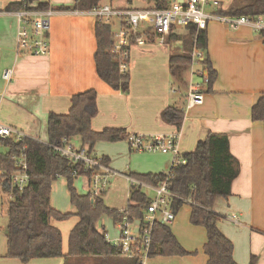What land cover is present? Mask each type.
I'll list each match as a JSON object with an SVG mask.
<instances>
[{
	"label": "crops",
	"instance_id": "crops-1",
	"mask_svg": "<svg viewBox=\"0 0 264 264\" xmlns=\"http://www.w3.org/2000/svg\"><path fill=\"white\" fill-rule=\"evenodd\" d=\"M19 1L0 0V120L21 129L28 137L48 141L49 113H67L75 94L95 89L99 107V113L92 121L95 130L122 127L129 133L137 134H178L181 156L193 151L197 143L209 133H226L230 150L240 162V172L233 181L231 195L227 198L218 197L213 210L221 215L219 228L234 243L236 262L249 264L252 257L256 256L255 264H264V124L252 118V108L264 94V34L255 32L248 25L231 29L219 21L209 22L206 29L207 52L217 71L211 89L207 86L208 69L201 61L183 71L184 84L180 89L175 84L169 57L171 53H181L182 45H176L168 50L165 57H159L154 62H150L154 55L150 48L158 41L133 47L130 91L124 94L109 86L97 72V19L90 10L57 9L63 5L73 6L75 0H34L35 5L47 3L59 12L51 19L49 53L33 55L17 52L18 21L7 7ZM117 1L103 0L102 4L110 3L119 8H144L148 5L135 0L145 5L133 7L126 0L116 4ZM218 1L220 7L217 11L213 10L220 13L228 11L241 0ZM168 45L165 44V47ZM7 70L10 71L9 79L4 77ZM197 83L201 84L204 100L201 104L189 107V93L192 84ZM143 102H146V106H140ZM170 105L185 113L180 130L160 117L161 111ZM74 139L78 140V146ZM70 140L76 147L87 149L80 137L75 136ZM124 143L127 144V141H98L92 154L109 156L108 167L114 174L120 172L126 177L132 176L131 173L164 172L173 163L174 154L163 153L154 155L150 163L133 168L134 159L131 162V154L125 149ZM116 157L127 158L120 168H116L113 162ZM104 191H101L103 199ZM172 225L174 234L189 254L150 257L146 264H207L208 256L203 249L207 240L206 229L197 227L195 230L198 234L191 241L179 236L176 232L178 224ZM187 227L191 228V224ZM61 231L63 251L66 253L67 234L63 229ZM5 254L0 253V264L66 263L63 257L35 258L24 263ZM83 264L91 263L86 261Z\"/></svg>",
	"mask_w": 264,
	"mask_h": 264
},
{
	"label": "trees",
	"instance_id": "trees-1",
	"mask_svg": "<svg viewBox=\"0 0 264 264\" xmlns=\"http://www.w3.org/2000/svg\"><path fill=\"white\" fill-rule=\"evenodd\" d=\"M34 0H28L32 3ZM103 0H75L73 6H60L57 9L92 10L102 5ZM114 1V0H109ZM135 0H126L132 5ZM148 6L165 8L168 0H141ZM233 4L223 14L264 15V0H241ZM20 2L11 3L7 10L24 8ZM38 7L47 8V3H38ZM185 32L173 29L166 43L181 40L183 51L171 53L169 66L175 76V84L180 89L184 84L182 73L192 65V51L195 46L204 52L202 63L209 73L207 86L212 88L217 78L208 50L206 30H198L195 25L186 26ZM97 50L96 68L99 76L113 89L124 94L130 91L131 75L122 74L118 69L117 58L111 52L113 45V25L96 21ZM154 38V37H153ZM153 38L151 40H153ZM164 44V45H165ZM97 91L88 89L72 97V105L67 113L50 112L47 119L48 142L60 144L64 138L80 137L87 151L92 153L98 141L118 142L128 140L130 134L126 128L105 127L95 130L93 119L99 113ZM161 119L181 129L185 113L176 106H167L160 113ZM252 118L264 124V94L252 108ZM6 151L0 154V169L16 168L12 155L25 147L29 165L30 183L19 192L9 185H1L3 192L13 194L7 199L8 225L6 234V257L19 259L26 263L35 258L63 257L65 264H143L140 255H125L120 248L107 239V232L97 226L104 215L119 221L124 214L134 218L144 217L151 197L141 184H130L128 205L119 210L109 207L101 194L92 197L90 193L80 194L74 186V179L86 175L89 180L98 173L97 168L87 169L83 163H73L56 153L52 146L42 141L26 137L22 141H9ZM186 163L159 173H131L143 183L158 185L169 177V187L175 193L172 210L175 214L185 203H190V221L203 226L207 240L203 246L208 256L207 264H238L234 258V243L218 226L221 215L213 209L218 197L227 198L232 193V184L240 172V162L230 150L229 136L226 133H209L197 143L191 152L184 153ZM109 165L110 157H100ZM76 172V175L74 174ZM67 178L70 199L76 207L77 223L71 229L68 239V251H63V234L53 220H66L74 213L61 212L52 206L53 183L59 177ZM12 192V193H11ZM188 250L179 242L170 224L155 221L153 225V242L149 257L184 256ZM256 263L253 256L249 264Z\"/></svg>",
	"mask_w": 264,
	"mask_h": 264
},
{
	"label": "built area",
	"instance_id": "built-area-1",
	"mask_svg": "<svg viewBox=\"0 0 264 264\" xmlns=\"http://www.w3.org/2000/svg\"><path fill=\"white\" fill-rule=\"evenodd\" d=\"M169 4L165 8L148 6L144 8H119L110 3H105L95 7L90 12L97 20L113 25V45L112 54L117 58L118 69L122 74L130 73V59L133 47L141 46L150 41H158L165 44L168 36L177 27L195 25L198 30H206L210 21H219L228 25L231 29L248 25L255 32L264 34V15H232L217 13L220 7L218 0H168ZM25 4L24 8L9 10L16 16L17 52L30 53L33 55H46L50 50V28L52 17L59 10L49 6L40 8L28 0H20ZM213 8L216 10L214 11ZM154 37V38H153ZM153 38V40H151ZM204 52L197 46L192 51V65L202 61ZM4 77L10 78V71L4 73ZM189 107L203 103L204 93L201 84H192L189 93ZM28 137L21 129L9 125L0 120V154L5 152L6 143L9 141H22ZM32 138V137H31ZM33 139L42 141L40 138ZM128 141L131 148L147 150L152 152H162L174 154L173 163L170 166L176 167L186 163V158L179 154L178 134L175 135H145L130 134ZM56 153L69 159L73 163H83L87 169L100 168L103 172H98L90 179L89 192L92 197L99 196L106 188L107 177L113 171L102 163L99 156L89 153L87 149L76 147L69 138H64L60 144H50ZM16 168L8 170L0 169V185H9L13 190L23 192L30 183L29 165L25 154V147L12 155ZM170 168L167 170L170 174ZM111 171V172H110ZM109 172V173H108ZM76 175V172L74 173ZM128 180L134 184H141L143 187L154 189L156 195L150 201L145 211L144 217L134 218L124 214L117 221L119 235L111 241L120 248L125 255H140L149 257L153 242V225L155 221H162L171 224L176 214L172 210L175 193L169 187V177L158 185L143 183L133 176H127ZM130 183V184H131ZM12 193V192H11ZM8 199L13 198V194L6 193ZM144 262V260H143Z\"/></svg>",
	"mask_w": 264,
	"mask_h": 264
},
{
	"label": "rangeland",
	"instance_id": "rangeland-1",
	"mask_svg": "<svg viewBox=\"0 0 264 264\" xmlns=\"http://www.w3.org/2000/svg\"><path fill=\"white\" fill-rule=\"evenodd\" d=\"M119 1L120 0H118L116 4H118ZM136 1H141V0H136ZM136 1L131 6L134 7V6L145 5V3H140ZM177 30L180 33L185 32V28L181 26L177 27ZM176 45H182L181 40H171L168 47H165L164 44L161 45L159 43H155L153 47L150 48V50H152L154 54L150 62L156 61L157 58L159 59V57H165V55L168 53V50H172ZM132 73L133 71L131 70L130 74ZM140 106H146V102H143L142 104H140ZM124 141H127V144L125 143L124 144H125V149L127 150V152L131 154V162L134 159L133 168L136 165L141 166L142 164L144 165V164L150 163L153 160L152 157L154 155L156 156L163 155L162 152L138 150L136 148L134 149L131 148V151H130L129 141L128 140H124ZM74 143L77 146L79 144L77 139H74ZM101 143H105V142H101ZM125 159L127 158L116 157V159L113 161L115 162L116 168H120ZM97 169H98V172H103L100 168H97ZM89 183H90L89 178L86 175H79L78 177L74 179V186L77 192L80 194H85L89 192V189H90ZM130 183L131 182L128 180L125 174L124 175L120 174V172L119 173L116 172L115 174L114 172L110 173L107 177V185L105 188L106 192L104 191L105 192L104 193L105 203L111 208H116L119 210L125 209L128 205V192L130 188ZM143 189L149 197L151 198L155 197L156 193L154 189L150 187H146V186H144ZM7 199L8 197L3 192L2 187L0 185V253L6 252L5 231L8 225ZM52 205L53 207L60 210L61 212L74 213L70 218L66 220H53V222L58 224L60 229L62 227L64 232L67 234V240H68L69 234H70L69 232L77 222V216L75 215L76 207L72 204L71 199H70V190L68 186V181H67V178L64 176H61L56 181H54L53 190H52ZM190 208H191L190 203L189 202L185 203V206L176 214V217H175L176 219H174V221L170 225L173 226L172 224H175V223L178 224V227H177L178 231L176 230V232L179 234V236L182 239H186V240L188 239V240L193 241V237H196L198 234L195 229H197V227H201L205 230V228L203 226L194 225L191 223L190 217H189ZM189 223L191 224V228L187 227ZM98 225L100 228H102L103 226L106 228L107 236L109 240H113L120 233L118 224L109 215L102 216L101 219L98 221ZM149 258L150 257L148 256L144 257L143 264H146Z\"/></svg>",
	"mask_w": 264,
	"mask_h": 264
}]
</instances>
